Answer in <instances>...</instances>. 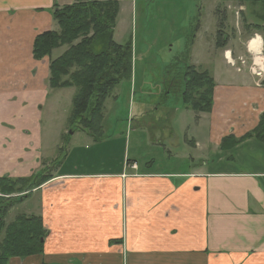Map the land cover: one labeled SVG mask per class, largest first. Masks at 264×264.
Masks as SVG:
<instances>
[{"label":"crops","instance_id":"0c3cea01","mask_svg":"<svg viewBox=\"0 0 264 264\" xmlns=\"http://www.w3.org/2000/svg\"><path fill=\"white\" fill-rule=\"evenodd\" d=\"M235 2L243 26L236 36L222 33L215 46L235 58L248 56L256 35L264 53V6L251 4L246 17L245 3ZM56 5L67 4L0 0V178H28L45 168L52 177L29 194H39V212L18 214L42 218L44 253L8 264H264V144L251 137L221 148L223 138L240 139L258 125L264 75L246 68L221 77L191 62L214 80L213 108L196 113L174 106L190 130L184 154L166 152L175 164L169 170H154L155 159L140 167L125 153L110 160L116 141L104 122L99 141L81 130L95 148L104 147L97 162L84 172L63 170L42 137L43 110L57 90L49 86V65L57 57L33 56L35 38L58 30ZM153 142L164 146L163 139ZM123 159L137 162V170Z\"/></svg>","mask_w":264,"mask_h":264},{"label":"rangeland","instance_id":"374dc122","mask_svg":"<svg viewBox=\"0 0 264 264\" xmlns=\"http://www.w3.org/2000/svg\"><path fill=\"white\" fill-rule=\"evenodd\" d=\"M58 1L71 4L75 0ZM245 5V15L249 17L251 3ZM237 6L235 0H120L114 40L119 44L131 40L133 63L131 81H123L115 88L104 105V126L108 127V137L116 141L110 160L117 161L125 157V153L130 160H137L140 167L145 166L144 160L155 159L154 170H169L174 161H166H170L165 157L166 152H186L185 139L190 129L187 130L186 119H176L180 108L174 106H183L181 92L185 88L191 62L201 61L206 64L204 68L221 77L239 73L226 63L224 50L215 46L219 31L236 36L238 28L243 26L242 12L234 15ZM194 34L196 39L185 55L186 43H190ZM65 48L53 50L52 57H58ZM184 58L187 60L181 61ZM167 81L170 92L163 93ZM74 94V88L51 91L42 115V137L50 144L51 158L60 163L63 170L75 166L76 170L84 172L91 160L97 162L95 158L104 147L95 148L80 129L72 130L69 115ZM156 108L158 111H155ZM159 139H163L164 146L153 144ZM91 146L93 148L89 151ZM68 158L70 160L67 161ZM124 160L126 168L137 163L130 164V161L126 162L128 159ZM38 198V193L20 200L17 195H12L7 202L15 203L4 215L5 224L13 222L19 213H26L27 209L31 213L39 212Z\"/></svg>","mask_w":264,"mask_h":264},{"label":"trees","instance_id":"16d2710c","mask_svg":"<svg viewBox=\"0 0 264 264\" xmlns=\"http://www.w3.org/2000/svg\"><path fill=\"white\" fill-rule=\"evenodd\" d=\"M235 1L264 6V0ZM119 7L120 0H75L62 7L56 5L53 18L58 30L38 35L33 44L36 60L51 56L57 48L66 47L59 57L50 61L49 86L52 89H75L69 115L70 126L72 130L87 132L94 141L105 136V101L123 81L130 82L132 79V42L119 44L114 40ZM217 37L218 43L222 42L220 31ZM194 38L186 43L185 55L189 53L187 49ZM188 67L186 85L181 92L183 106L196 113H210L214 80L207 70H200L192 64ZM165 84L163 93L170 92L169 81ZM251 137L264 144V114L247 135L240 139L232 136L223 138L221 148H232ZM47 170L45 168L28 178H0V264H8L12 258L24 259L44 253L47 230L41 217L18 215L13 222L5 224L4 215L15 203L7 202L12 195H17L18 200L23 199L52 178Z\"/></svg>","mask_w":264,"mask_h":264},{"label":"built area","instance_id":"2783aa9c","mask_svg":"<svg viewBox=\"0 0 264 264\" xmlns=\"http://www.w3.org/2000/svg\"><path fill=\"white\" fill-rule=\"evenodd\" d=\"M236 14L238 15L239 12H236ZM258 38L259 37L254 35V37L247 43L248 56H238L235 58L230 51H225L224 56L226 63L229 66L234 67L239 73L248 68L252 75L262 77L264 75V53L262 52V44L257 45L254 43ZM258 55H260L259 59L257 58ZM130 168L136 170L137 165L132 164Z\"/></svg>","mask_w":264,"mask_h":264},{"label":"bare ground","instance_id":"6f19581e","mask_svg":"<svg viewBox=\"0 0 264 264\" xmlns=\"http://www.w3.org/2000/svg\"><path fill=\"white\" fill-rule=\"evenodd\" d=\"M254 43L257 44V45H258V44L260 45V44H261V40H260V38H258L257 41H255ZM257 58L259 59V58H260V55H258Z\"/></svg>","mask_w":264,"mask_h":264}]
</instances>
